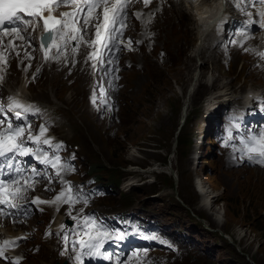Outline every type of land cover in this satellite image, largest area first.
Returning <instances> with one entry per match:
<instances>
[{
  "label": "rangeland",
  "instance_id": "374dc122",
  "mask_svg": "<svg viewBox=\"0 0 264 264\" xmlns=\"http://www.w3.org/2000/svg\"><path fill=\"white\" fill-rule=\"evenodd\" d=\"M179 5H170L169 15L154 19L155 33H143L142 26L148 22L145 18L130 31L134 37L145 38V44L125 56L129 67L127 65L122 71L124 79L119 88L110 94L113 109L106 114L98 115L87 100L88 92L94 88L92 61L84 62L89 48L84 43L79 46L75 65L71 51L67 60L62 57L61 63L42 64L33 52L36 31L23 33L27 43H19L17 39L10 41L17 45L14 48L5 42L7 39L0 43V46H9L8 53L0 48L3 57V66H0L7 71L2 88L17 89L55 112L54 123L44 121L48 126L45 136L51 131L50 134L65 140L67 143L63 142L62 150L79 146L81 172L94 168L93 175L101 178L100 184H105L113 171L112 166L125 167L121 172L116 170L115 175L136 186L132 195L134 204L129 208L151 214V219L162 226L151 238L156 246L126 256V264H264V171L234 166L228 152L216 155L210 126L217 116L210 117L205 110V101L210 98L219 101L218 95L233 94L235 96L228 98L235 100L249 89L264 88V74L257 71L253 59L242 54L240 49L237 53L232 50L219 55L213 48L216 54L210 52L208 64L202 68L207 74L204 81L208 88H200L198 78L202 62L192 57L196 33L184 30L182 25L188 20L179 12ZM172 9H177L181 23L174 19ZM233 15L231 8L227 24ZM148 16L152 18V14ZM148 27L152 29L153 26L149 24ZM90 28L86 40L91 37ZM18 43H23V47ZM29 53H33L34 59L28 58ZM117 56L121 57L122 53ZM189 58L193 61L189 62ZM189 64L197 70L188 79ZM204 112L210 117V123L206 128L207 139L204 137L199 152L197 145L202 129L205 132ZM39 122L36 116L31 123L34 135L39 131L36 127ZM178 132L181 133L179 144ZM47 150L57 152L54 156L62 153L54 143ZM74 158L73 155L71 162L78 166ZM81 172L71 176L69 181L87 182ZM153 180L156 183L150 186ZM200 185H204L205 195L197 193ZM90 188L91 185L86 184L82 191L89 192ZM50 194L53 198V192ZM213 195H217V199L212 200L210 207L205 203V196L211 198ZM120 198L121 195H117L114 199L96 201L95 207L105 212L126 209L123 203L118 204ZM79 200L75 198L68 206L79 209ZM48 206L43 214L50 209ZM41 219L32 218L26 229L38 232L36 228L42 224ZM139 227V230L143 228ZM161 231L186 236V241L195 249L191 254L195 260L176 248L174 243L179 237H169ZM186 241L183 240V245L188 247ZM44 249L47 250V246ZM44 259L28 251V260L23 264H41Z\"/></svg>",
  "mask_w": 264,
  "mask_h": 264
},
{
  "label": "snow or ice",
  "instance_id": "6c2138e0",
  "mask_svg": "<svg viewBox=\"0 0 264 264\" xmlns=\"http://www.w3.org/2000/svg\"><path fill=\"white\" fill-rule=\"evenodd\" d=\"M129 2L130 0H0V43H2L3 37L8 35H14V40L23 41L26 39L23 33L28 28L35 30L42 27L44 36L39 42V50L45 61L53 60L59 63L61 57L67 60L69 48H71L73 65H75V55L78 54L80 44L84 43L86 48L94 49L86 53L84 62L92 61L90 66L94 71L107 74L109 66L115 58V53L122 50L120 41L123 38V29L126 27ZM145 2L147 3V0ZM189 2L194 5V0H189ZM242 2L249 6L253 3L264 4V0H242ZM236 6L239 8V2L236 3ZM62 7H72L75 10L61 12L59 17L53 15L56 9ZM97 9L101 10L100 15H96ZM245 14L251 16L250 12H245ZM133 15L138 18L140 13ZM259 15L261 21H264V13H259ZM225 23L226 21H221L217 31H220ZM250 23H257V21H250ZM8 24L13 27H7ZM89 26L94 29V39L86 40ZM260 27L264 28V22H260ZM246 34L247 26L241 31L242 36H246ZM132 43V40L129 39L128 44ZM230 43H235V41H230ZM10 46L16 47L17 45L13 41L10 42ZM261 56L264 57V53H261ZM28 58L33 59L31 56ZM97 63L100 65L99 68H97ZM97 90L101 95H106L102 84L98 86ZM93 102L95 103V97ZM31 110V106L22 105L16 98H9L7 103L0 102V126L7 124L6 129L0 130V214L7 213L10 217L15 213L27 215V207L18 201L25 200L26 193L29 190H34L35 177L39 175L33 168L31 169L32 175L23 176L24 169L20 168L17 163H13L18 156L31 155L39 159L41 163L56 169L55 175L57 176L64 170L59 156L49 158L42 150L33 151L31 147L26 146L25 142L28 141L31 144H44L51 147L50 138L41 140V137L45 136L46 128H40L35 137L25 136L26 130L30 132V125L14 127L13 121L9 119L8 114L12 113L16 120H23V113ZM245 149V154L250 160L256 159L257 162H264V133L252 136L245 143ZM5 173L8 179L2 178ZM71 193L72 190L69 186L65 192L56 196V201L71 202ZM29 203H53V201H43L37 197ZM9 209L13 211H8ZM85 222L87 223V220ZM85 234L88 236V240L81 239L80 247L96 249L98 253L102 239L94 237L91 233ZM5 243L7 244V242ZM2 254L3 249L0 248V255ZM81 256H76L75 260L81 261Z\"/></svg>",
  "mask_w": 264,
  "mask_h": 264
},
{
  "label": "bare ground",
  "instance_id": "6f19581e",
  "mask_svg": "<svg viewBox=\"0 0 264 264\" xmlns=\"http://www.w3.org/2000/svg\"><path fill=\"white\" fill-rule=\"evenodd\" d=\"M159 1L161 2L163 0H159ZM168 2H170V3H168ZM164 3L166 4V7H170V5L171 6H173V5L176 6V5L181 4L182 7H181V5H179L180 8H181L179 12H181L182 13L181 15H183V17L186 20H188L187 21L188 23L184 24L185 26L182 25L184 27V30L188 31L191 34L196 33V37H195V41H194V47H193V51H192L193 52L192 53L193 54L192 57H194L196 59V61L199 60V61L202 62V65L200 66L201 72H200V75H199V78H198L199 79L198 82H199L200 88L201 87L208 88V86H206L207 85L206 81H204V77H206L207 74L202 69V68L206 67L207 64H208V55L207 54H209L210 52H213L214 50L216 51L217 54H219V55L222 54L219 45H220V39L222 37L224 38V36L219 37L218 33H229V31H232L234 33L232 38H235L236 35L241 36L243 39H245V42H244L245 50L252 51V47L249 46V43H251L252 40L255 37L254 36L255 33H252V32L254 31V29L256 27H257L258 30L260 29V27L257 26V23H250V21H258V19H259L258 15L250 12L252 5H254L256 3H253V4H251L249 6L248 4L243 3L242 0H239V3L242 6V14H239V13L235 12L233 4L231 3L230 0H225V3H226L225 5L226 6L224 4L218 2L217 0H196L194 5L182 4V1H180V0L179 1L178 0H166ZM133 6L135 8H137V7L142 8V9H139L138 13H140L141 11H145L146 8H147L145 5H142V4H133ZM231 8L233 10V14H236L239 17V20L242 22V25H231V22L229 24H227V22H229V13L231 11ZM168 10H169V12H171V7ZM245 12H250L251 16L246 15ZM173 13L175 14L174 19L177 22L180 21V23H181V19L182 18L177 15V13H178L177 9L175 11L173 10ZM161 14L163 16L162 18H164L166 15H169V14H165L164 12L161 13ZM96 15H100V12L96 13ZM220 16L222 18L221 21H226V23L224 24L223 28L220 31H217V29L220 26V22L221 21L218 22V24L216 26H215V21ZM143 17H144V15L142 14V15H140L139 18L143 19ZM93 23H95V21H93ZM189 25H191L193 27V29H189L190 28ZM237 26H241V28L237 29ZM245 26H247V34H246V36H242L241 35V31L244 29ZM7 27H9V25H7ZM91 29H92V27H91ZM191 30H192V32H191ZM90 33H91V31H90ZM123 33L125 34L126 30H124ZM216 33H217V35H216ZM189 36L191 37L192 35L189 34ZM4 39H7V41H5V42H9V45H10V41L14 40V35H8L6 37H3L2 41H4ZM17 41L19 43H21V42H26V43L29 42L26 39L23 40V41L17 39ZM231 41H233V40H231ZM22 44H19V46L23 47ZM0 48L5 49L4 51H6V53H8L7 51L9 50V46H7V47L0 46ZM11 48H14V47L11 46ZM213 48H214V50H213ZM3 49H2V51H3ZM233 50H235L236 53L238 52V48L237 49H233ZM240 50L242 52V49H240ZM122 52L123 51L120 50V51L117 52L116 55L121 54ZM227 53H230V52H227ZM32 54L33 53H29L30 56H34ZM247 55L250 56L253 59L254 63L259 61V57H258L256 52H250ZM0 57H2V54H0ZM192 61H193V59L189 58V62H192ZM2 62H3V57L0 58V64L3 66ZM196 70H197V68L195 70H193L192 66L189 64V66H188V74H187L186 78L189 79L190 75H192L194 73V71H196ZM6 73H7V71L4 69V67L0 66V77H3V80H0V83H4L6 81V76H5ZM92 78H93V74H92ZM200 88H199L198 91H200ZM9 90L11 92H17L20 95H23L20 92H18L17 89L11 90V88H10ZM226 90H229V89H226ZM23 96H25V95H23ZM225 96H227L226 93H225ZM25 97H27V96H25ZM20 98H21V96H20ZM28 99L30 100V98H28ZM218 105H220V103H218L216 98H210L209 100H206L205 101V110H207V114L211 115V117H213L212 112L220 110V108L216 110ZM204 128H205L204 129L205 132H203V129H202V136H201L202 137V141H201V144L198 146L199 152H200L201 148L203 147L204 137H206V139H207V136H208V135H206V130L207 129H206L205 126H204ZM68 131H69V129L67 130V132ZM198 154L200 155V153H198ZM207 155L209 156L210 153H208ZM197 158H199L198 155H197ZM25 174H26V171L24 170L23 176H25ZM200 186H201V188L198 187V189L200 191L202 190V192L204 193L203 195H205L207 193V191L205 190L204 185H200ZM37 192H38V190H36L35 192H32V193L31 192H27L26 196L27 197L36 196V195H38ZM197 193H198V191H197ZM88 196L91 197V198L97 197L95 195H88ZM205 198H206V200H205L206 205L207 204L210 205V203H213V201L217 199V195H213V196H211V198L208 197V196H205ZM46 204L51 205V207H50V209L47 208L49 210L43 215V217L41 219L42 222L49 221L50 219H52L56 215V212L60 208L59 203H53V204L52 203H46ZM210 207H211V205H210ZM5 214H7V213H5ZM91 218H93L95 220V217H91ZM60 221H63V218L61 217V214H58V215L55 216L54 222L58 223ZM215 221H216V219H215ZM17 225L18 224L12 222L11 220H7V219H4V218H1V216H0V228H4L5 227V229H2V230L0 229V237L1 236H4V237H18V236H20L22 234V229L17 227ZM92 227L95 228L96 226H93V224H92ZM48 255H49V253H47V252L43 253V256H44L45 259L42 261L41 264H54L55 263L56 258L53 257L50 260H48V258H49ZM86 263H87V261H85V264Z\"/></svg>",
  "mask_w": 264,
  "mask_h": 264
},
{
  "label": "trees",
  "instance_id": "16d2710c",
  "mask_svg": "<svg viewBox=\"0 0 264 264\" xmlns=\"http://www.w3.org/2000/svg\"><path fill=\"white\" fill-rule=\"evenodd\" d=\"M180 135H181V133L178 132V135H177V144H179V142H180ZM112 168H113V171H112L111 175L113 176V179H114V180H118V179H116V178H118V177L115 175V171L117 170V172H121L122 168L124 169L125 167H124V166H115V165H114V166H112ZM153 185H155V184H152V186H153ZM124 198H127V196L124 197ZM130 199H132V198L129 197L128 200H130Z\"/></svg>",
  "mask_w": 264,
  "mask_h": 264
}]
</instances>
